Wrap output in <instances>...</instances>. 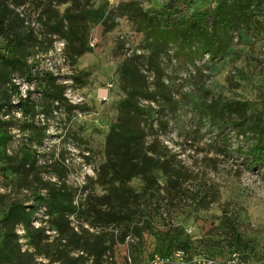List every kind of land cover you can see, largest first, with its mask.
<instances>
[{
  "label": "rangeland",
  "instance_id": "1",
  "mask_svg": "<svg viewBox=\"0 0 264 264\" xmlns=\"http://www.w3.org/2000/svg\"><path fill=\"white\" fill-rule=\"evenodd\" d=\"M166 1L9 0L34 38H0L1 54L28 55L26 68L0 60V264H95L94 245L102 264H146L178 227L188 256L170 264H223L234 251L264 264V162L247 154L264 133V0L214 58L149 37ZM152 163L163 169L146 197L166 214L148 226L135 173ZM182 192H198L197 205ZM14 205L33 212L30 233L3 219Z\"/></svg>",
  "mask_w": 264,
  "mask_h": 264
},
{
  "label": "trees",
  "instance_id": "2",
  "mask_svg": "<svg viewBox=\"0 0 264 264\" xmlns=\"http://www.w3.org/2000/svg\"><path fill=\"white\" fill-rule=\"evenodd\" d=\"M196 1L197 0H167L161 10L153 12V17L149 16L150 20H156V24L148 29L149 37L162 44H177L185 46L187 51L196 54L207 53L214 58L220 56L224 51V40L222 35L234 31L237 27L243 24L247 18L248 12L253 6V3L260 2L261 0H205L204 7L196 6ZM23 23H25L23 17L16 11V9L11 8L9 0H0V38L6 41L9 45H15L18 42H22L24 35L27 33L34 38V32L32 29L22 31ZM52 25L51 26L55 30L57 24L55 23ZM0 60L13 67H28V55L8 56L0 53ZM6 103L7 105H10V100L6 101ZM70 107L73 109L83 108L82 106L77 105H71ZM3 125L4 122L0 120V132L3 129ZM118 127L117 124L112 126L107 141L101 145L104 148V151L108 152L111 148V144L119 143L123 133ZM7 140L8 136L6 135V132L0 133V145L6 143ZM43 141L44 138L38 140L40 144H42ZM247 154L251 159V163L255 166L264 162V133H262L258 143L248 150ZM162 169V163L145 164L140 167L139 172L135 173L136 176L141 175V195L146 197L148 192L151 193V196L155 193V187H157L159 183L158 176ZM47 185L49 184L46 183L44 189L48 188ZM51 193L61 206L70 208V203H64L67 200L64 191L58 192L51 190ZM179 195L183 201L189 199L187 193L182 192ZM36 198L39 200V203L46 200V198L40 193H38ZM188 201H191L193 205H197L198 192H195L192 198ZM143 202V222L148 226L152 224L150 218H152L156 212L162 216L166 214L164 213L162 204L157 205L156 202L149 200L147 197L144 198ZM32 214L33 212H26L23 207L14 205L4 215L3 219L5 221H14L17 224L22 221L27 222V231L30 233V218ZM139 227H136L137 231L140 230ZM179 233V227L177 230H169L168 235L163 238V241L157 244L156 252L151 254L146 264H158L156 263L157 258L164 261L162 264H170V255L172 254V256H176V253L178 252H182L184 254L183 259H186L188 254L185 249L188 244L186 242H178L179 239L177 234ZM233 246L237 249L240 247V236L238 234H235L233 237ZM93 247V252L97 257L95 264H102L100 258L106 251V248L103 245H94ZM159 252H162L163 255L159 254ZM233 253H237L240 258L238 251H234ZM13 256L14 255L11 253L8 257V261H12ZM204 259L210 258H200V260ZM82 260L83 256L79 255L77 257H71L66 264H82Z\"/></svg>",
  "mask_w": 264,
  "mask_h": 264
},
{
  "label": "built area",
  "instance_id": "3",
  "mask_svg": "<svg viewBox=\"0 0 264 264\" xmlns=\"http://www.w3.org/2000/svg\"><path fill=\"white\" fill-rule=\"evenodd\" d=\"M183 256H184V254L182 252L176 253V258L179 260H182ZM156 263L162 264V263H164V261L157 258ZM199 264H217V262L215 260H212V259H204V260H200ZM223 264H249V263L242 262L239 258V255L237 253H233L231 255V258Z\"/></svg>",
  "mask_w": 264,
  "mask_h": 264
}]
</instances>
